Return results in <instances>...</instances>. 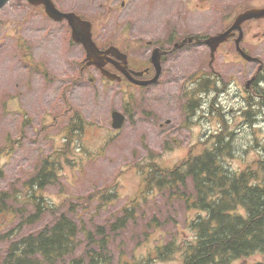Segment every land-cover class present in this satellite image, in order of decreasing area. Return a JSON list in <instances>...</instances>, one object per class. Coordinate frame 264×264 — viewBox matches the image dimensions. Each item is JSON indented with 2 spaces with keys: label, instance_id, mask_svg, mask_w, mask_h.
<instances>
[{
  "label": "rangeland",
  "instance_id": "374dc122",
  "mask_svg": "<svg viewBox=\"0 0 264 264\" xmlns=\"http://www.w3.org/2000/svg\"><path fill=\"white\" fill-rule=\"evenodd\" d=\"M76 1L80 12L96 25L97 43L109 39L140 61L150 55L147 40H165L170 31H174L172 41L203 30L214 34L224 20L228 23L248 8L264 6V0H208L201 7L202 0H190L186 11L183 0H126L128 7L110 11L97 7L102 0ZM58 3L75 9L71 8L75 0ZM39 10L17 0L0 9V190L17 188L21 194L10 210L0 213V232L25 235L65 213L77 223L78 239L86 246L88 233L95 240L101 237L99 227L109 234L121 209L131 206L136 218L109 238L113 263L150 255L148 264H183L186 244L194 238L190 218L196 210L169 197L167 191L150 189L141 195L145 187L141 168L154 160L156 166L170 169L210 146L219 133L230 139L225 162L233 171L255 168L264 174L257 162L264 145V97L249 96L239 88L254 65L242 66L225 48L216 51L208 64V47L184 46L167 56L165 75L145 90L108 82L93 68H85L82 78L72 82L79 75L84 50L70 42L65 23L53 22ZM258 43L251 50L264 60V40ZM211 68L216 78L200 101L204 107L186 112L185 90L192 76L209 75ZM69 82L71 86L63 90ZM63 91L84 119L79 134L67 137L64 126L71 112L66 113L68 107L60 99ZM247 99L255 105L245 110ZM112 110L126 115L120 129L111 127ZM45 156L62 163L58 181L42 192L47 209L41 218L20 225L23 215L34 211L22 183ZM3 247L0 243V251ZM242 262L264 264V253L229 264Z\"/></svg>",
  "mask_w": 264,
  "mask_h": 264
},
{
  "label": "trees",
  "instance_id": "16d2710c",
  "mask_svg": "<svg viewBox=\"0 0 264 264\" xmlns=\"http://www.w3.org/2000/svg\"><path fill=\"white\" fill-rule=\"evenodd\" d=\"M227 150L228 142H224L218 135L212 146L171 170L156 166L154 160L142 170L146 174L145 186L157 192L168 191L171 195L173 190H187L189 184L192 190L188 191L189 195L183 200L187 203L191 196L210 213L208 218L199 220L198 237L195 240L197 243L188 244L184 249L185 264H217L218 259L225 261L227 258L237 257L245 253L243 244L254 242L251 232H261L264 235V217L260 212H263L264 204H261L262 209L257 205L253 206L259 212L256 216L261 217L262 222L259 225L252 224V229H244L241 217L231 214L237 203L245 200L254 205L256 201L263 202V198L258 194L260 188L251 187L246 190L248 179L254 177L253 174H238L225 165L224 154ZM261 161L264 168V160ZM61 166L59 160H50L45 156L23 181V194H26V201L33 204L34 211L23 215L25 218L20 225L34 223L45 213L47 208L42 205L45 201L42 192L48 185L58 181ZM16 189L0 190V213L10 210L12 202L21 197ZM208 194H215V197L210 200ZM134 216L133 210L126 208L111 226L110 232L123 229ZM4 225L6 226V222ZM14 232H0V243H4L0 251V264H113L105 232L98 228L97 235L101 236L99 240L88 233V244L83 246L78 239L80 229L77 223L65 213L58 214L52 223L28 234L14 235ZM128 264L145 263L140 261Z\"/></svg>",
  "mask_w": 264,
  "mask_h": 264
},
{
  "label": "flooded vegetation",
  "instance_id": "af4514ba",
  "mask_svg": "<svg viewBox=\"0 0 264 264\" xmlns=\"http://www.w3.org/2000/svg\"><path fill=\"white\" fill-rule=\"evenodd\" d=\"M119 4L121 6L125 5V1L121 0L119 2ZM101 6L104 5V3L100 4ZM118 5V0H114L113 6ZM71 11V10H70ZM264 23V18L262 19H256V20H248L245 21L242 24L241 27V32L239 33V31H232L230 37L228 38V40L225 42V45H227V49H230L232 54L234 55L235 58H237V60L240 61V63H249V64H253L255 65V69L251 70V72L249 73L248 79H251L250 82H247V80L244 82V84L242 85L244 92L250 94V95H262L263 92V84H262V80L264 79V60L261 59L260 55H257L256 53H252L250 47L252 45H254L256 42L255 41H262L264 40V28H262L261 30H259L258 33H253L252 32V25L254 27L256 26H261V23ZM240 38V39H238ZM237 40H238V45L241 48V50H243L244 52H246L249 55H252L253 57L256 56L258 57V59L255 61H249L246 60L244 57H242L241 53L237 50ZM149 43H151V41H149ZM260 45V44H259ZM150 48L154 47L152 45H149ZM230 46V47H228ZM160 47V46H159ZM233 47V48H232ZM162 50H167V53L165 51L164 54H162L161 58L163 59L165 57V55L171 53V51H169L168 48H166L165 46L161 47ZM146 62L149 63V65H147L146 67L143 68V74L141 76H138L141 79H150L153 77L154 75V68L152 66V64L150 63V57L146 58ZM113 67L115 70V66L113 64H107L106 67ZM253 68V67H252ZM129 70H135L133 67H131L129 65ZM248 84V85H247ZM242 205H243V210H242V216H241V220L244 224H247V222L249 221H256L257 219H260V217H257L256 215H259V212L257 210H255V208L253 209L252 204H249L247 201H242ZM259 206V205H257ZM260 207V206H259ZM262 214V211H260ZM252 235V232L250 233ZM256 237V235H255ZM257 250L259 251H264V247H262L260 245V242L258 241V245H257ZM243 264L245 262H242ZM261 262H259L260 264ZM258 264V263H255Z\"/></svg>",
  "mask_w": 264,
  "mask_h": 264
},
{
  "label": "water",
  "instance_id": "95a60500",
  "mask_svg": "<svg viewBox=\"0 0 264 264\" xmlns=\"http://www.w3.org/2000/svg\"><path fill=\"white\" fill-rule=\"evenodd\" d=\"M6 0H0V5H2ZM44 1V3L46 4V9L51 13V14H58V11L53 7V5L51 4V2L49 0H42ZM262 14V11H258V10H249V11H246L245 13L243 14H240L237 19H236V23L235 25H238L240 24L244 19H246L247 17H251L252 15H256V16H259ZM64 16V15H63ZM85 26H87V24H85ZM88 28V26H87ZM86 50H87V56L88 58H90L92 60V62L90 63H94L96 65H99L101 64L102 62L104 61H108L109 58L105 57V55L107 53H112L113 55H117V49L116 48H110L108 51L106 52H103L101 53L94 45V43L91 41L90 39V33L89 31L85 30L84 28V35H82V38L80 40ZM217 41V40H216ZM108 77L109 78H114L115 75L114 74H110V73H107ZM136 83H139V84H146L148 83V81H135ZM113 127L115 128H119L122 123H123V120H124V117L122 114H120L119 112H113Z\"/></svg>",
  "mask_w": 264,
  "mask_h": 264
}]
</instances>
